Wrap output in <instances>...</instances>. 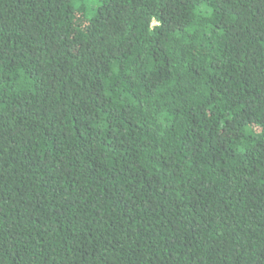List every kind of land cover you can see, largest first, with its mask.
<instances>
[{
  "label": "trees",
  "instance_id": "1",
  "mask_svg": "<svg viewBox=\"0 0 264 264\" xmlns=\"http://www.w3.org/2000/svg\"><path fill=\"white\" fill-rule=\"evenodd\" d=\"M0 264H264V0H0Z\"/></svg>",
  "mask_w": 264,
  "mask_h": 264
}]
</instances>
